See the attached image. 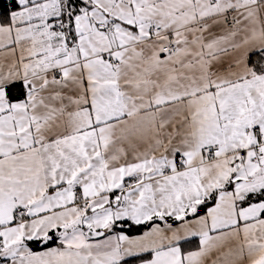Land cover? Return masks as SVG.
<instances>
[{"label":"snow or ice","instance_id":"1","mask_svg":"<svg viewBox=\"0 0 264 264\" xmlns=\"http://www.w3.org/2000/svg\"><path fill=\"white\" fill-rule=\"evenodd\" d=\"M0 264H264V0H0Z\"/></svg>","mask_w":264,"mask_h":264}]
</instances>
